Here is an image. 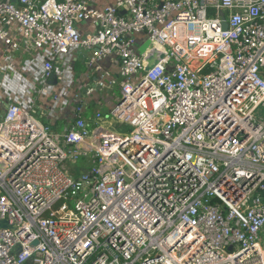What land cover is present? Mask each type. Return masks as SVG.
<instances>
[{
  "label": "built area",
  "instance_id": "built-area-1",
  "mask_svg": "<svg viewBox=\"0 0 264 264\" xmlns=\"http://www.w3.org/2000/svg\"><path fill=\"white\" fill-rule=\"evenodd\" d=\"M0 44L43 88L83 50L121 97L107 119L75 95L61 134L7 104L0 264H264V0H0Z\"/></svg>",
  "mask_w": 264,
  "mask_h": 264
},
{
  "label": "crops",
  "instance_id": "crops-1",
  "mask_svg": "<svg viewBox=\"0 0 264 264\" xmlns=\"http://www.w3.org/2000/svg\"><path fill=\"white\" fill-rule=\"evenodd\" d=\"M95 9H103L112 5L115 0H83ZM82 32L89 30L88 25L80 27ZM142 37H138V41ZM89 53L71 51L68 55L53 60L55 68L52 72L54 78L50 84L43 88L42 57L35 52H11L0 44V117L9 102L22 100L21 107L25 109L29 104H34V116L41 123L52 126L56 134L69 129L73 119V101L75 95L84 96L87 90H93V97L86 109V115L98 111L96 108L101 99L105 100L106 94L113 89L105 87L101 90L95 86L96 75L89 76L86 61ZM102 67L114 79H118V63L112 58L102 62ZM67 80L64 82L62 79ZM54 81L56 83L54 84ZM42 92V93H40ZM53 96L57 99L54 100ZM27 104V105H25ZM112 108L113 104H105Z\"/></svg>",
  "mask_w": 264,
  "mask_h": 264
},
{
  "label": "rangeland",
  "instance_id": "rangeland-1",
  "mask_svg": "<svg viewBox=\"0 0 264 264\" xmlns=\"http://www.w3.org/2000/svg\"><path fill=\"white\" fill-rule=\"evenodd\" d=\"M141 75H142V74H139L138 77H140ZM110 90H111V91H109V92L106 94V96H105V98H107V99L105 100L106 103H104V99H101V100L98 102L97 106H96V108H97L98 110H100V111H101L104 115H106V116H108V114H109L111 108L106 107L105 104H109V102H110V103H112L113 106H114L115 103H116V101H117L118 96L120 95L118 89L115 88V89H110ZM107 119H110L109 116H108ZM117 130H119V128H117ZM67 166H68V168H69V165H67Z\"/></svg>",
  "mask_w": 264,
  "mask_h": 264
},
{
  "label": "water",
  "instance_id": "water-1",
  "mask_svg": "<svg viewBox=\"0 0 264 264\" xmlns=\"http://www.w3.org/2000/svg\"><path fill=\"white\" fill-rule=\"evenodd\" d=\"M15 0H12V2H14ZM224 20V17H223ZM223 29H226V22L224 20L223 22ZM150 45V42L148 40H146L139 48H138V53L142 54L144 52V50ZM54 76H51L50 79L48 80V84L51 83V81L53 80ZM56 83V81H54V84ZM141 95H139L138 97H140ZM120 95L118 96V101H120ZM107 170V168L105 166H101L98 169V173L99 175H103L104 171Z\"/></svg>",
  "mask_w": 264,
  "mask_h": 264
}]
</instances>
